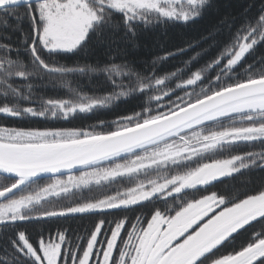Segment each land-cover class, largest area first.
Returning <instances> with one entry per match:
<instances>
[{
	"label": "snow or ice",
	"instance_id": "6c2138e0",
	"mask_svg": "<svg viewBox=\"0 0 264 264\" xmlns=\"http://www.w3.org/2000/svg\"><path fill=\"white\" fill-rule=\"evenodd\" d=\"M211 7L212 0H0V114L67 119L124 106L112 123L89 129L0 126V176L9 182L0 184V231L11 230L0 264H264V176L236 196L211 191L264 173V55H256L264 0L184 46L136 55L145 32L196 23ZM213 48L218 54L192 70ZM89 56L102 57L103 67L80 63ZM184 56L182 68L165 71ZM94 72L105 74L103 95L73 90L72 99L21 107L36 104L32 93L44 82L66 87ZM125 180L136 183L121 191ZM84 214L102 218L75 240L67 229L54 238L28 232L33 221Z\"/></svg>",
	"mask_w": 264,
	"mask_h": 264
},
{
	"label": "trees",
	"instance_id": "16d2710c",
	"mask_svg": "<svg viewBox=\"0 0 264 264\" xmlns=\"http://www.w3.org/2000/svg\"><path fill=\"white\" fill-rule=\"evenodd\" d=\"M255 2L259 4V0H212V7L204 15V17L198 20L196 23H190L189 25L181 26H169L167 29H161L154 32H145L141 35L139 39L140 47L136 55L140 56L142 59H150L151 55L156 53H161L163 50H173L176 47L184 46V42L189 39L198 37L200 34L206 33L217 21L225 15H237L242 11L243 6L248 3ZM253 14L255 9L252 10ZM227 33H225L226 37ZM207 47V45H205ZM256 55H264V46L257 45ZM199 51V49H197ZM218 54L216 50L209 49V54L203 56L198 62H194L192 70H196L204 66L214 55ZM187 56L180 57L177 60L166 63L165 71H173L174 69H180L183 67V61L187 60ZM97 60H101L100 66L103 67V58L100 56H89L80 60V63H88L96 65ZM76 62V59L61 61V63H66L72 65ZM120 61H117L119 63ZM252 63V60H249ZM211 74V73H210ZM187 78V75L185 76ZM17 83H20L19 81ZM109 85L107 83L105 74L102 72H94L89 76L79 77L77 79L69 78L68 85L62 86L59 83L53 85L48 82H44L43 85H39L35 88L32 95L36 99V104L33 105L31 102H24L21 107L28 106H39L41 102L39 98H63L72 99L75 95V91L82 92L85 94H95L103 95L108 90ZM27 92V89H25ZM196 91H199L197 88ZM3 101L0 100V106H2ZM124 106L121 105L119 108L113 107L110 110H103L90 115H77L75 117H69L64 119L62 117L52 118L48 116L46 118L40 117H30L25 116L22 118H13L4 114H0V126H11V127H21V128H37V129H47V128H84L89 129L90 126L96 125L99 121H104L106 123H112L117 114L123 112ZM248 150H259L257 149H244ZM239 154V153H236ZM214 158L223 159L226 155H219ZM264 173L255 172L253 174L245 173L244 176L237 178L236 180H226L225 183H217L211 191H217L218 193L231 194L236 196L237 194L245 191H250L253 187L257 186L261 177ZM152 178H155L154 176ZM144 179V177H140ZM9 183L3 177L0 176V184ZM38 183L44 184L45 181L41 180ZM136 182L131 184L125 180L122 181L116 187H119L123 191L126 187L134 186ZM209 194V193H204ZM92 195L100 196L99 192L93 193ZM198 198V197H197ZM62 204L71 203L70 200L61 201ZM171 203V201H170ZM143 211L144 215H147V211ZM137 212L135 215H140ZM130 219H134L133 213H127ZM102 218L99 215H76L66 219H53V220H39L33 221L28 225V232L36 239H39V234H43L47 237L49 234L55 237L57 231L68 230L69 236L75 240L78 236H85L87 232L94 229L95 223ZM109 221L117 219L119 217H114L108 215L106 217ZM259 229V225L256 229H250V231H256ZM6 235L0 231V250H2L7 244V238L11 235V230H6ZM248 237V234H245ZM103 239V237H99Z\"/></svg>",
	"mask_w": 264,
	"mask_h": 264
},
{
	"label": "rangeland",
	"instance_id": "374dc122",
	"mask_svg": "<svg viewBox=\"0 0 264 264\" xmlns=\"http://www.w3.org/2000/svg\"><path fill=\"white\" fill-rule=\"evenodd\" d=\"M59 117H57V119H58ZM2 177V176H1Z\"/></svg>",
	"mask_w": 264,
	"mask_h": 264
},
{
	"label": "water",
	"instance_id": "95a60500",
	"mask_svg": "<svg viewBox=\"0 0 264 264\" xmlns=\"http://www.w3.org/2000/svg\"><path fill=\"white\" fill-rule=\"evenodd\" d=\"M84 215H87V214H84ZM78 216V215H77Z\"/></svg>",
	"mask_w": 264,
	"mask_h": 264
}]
</instances>
